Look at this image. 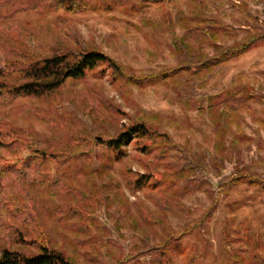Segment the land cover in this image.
<instances>
[{
    "label": "rangeland",
    "instance_id": "374dc122",
    "mask_svg": "<svg viewBox=\"0 0 264 264\" xmlns=\"http://www.w3.org/2000/svg\"><path fill=\"white\" fill-rule=\"evenodd\" d=\"M204 1L208 14L219 18L230 32L223 39L225 45H235L249 32L264 35V0ZM135 3L137 0H128L125 8ZM7 7V4L0 5V15ZM175 16L176 10L171 4H152L146 15L124 7L110 11L15 14L9 18L10 22L3 24L4 29L12 27L24 36L18 38L15 33L11 36L0 30L2 63L12 54L6 50V43L36 59L48 57L56 50L97 49L115 59L124 68L125 76H134L135 81L127 77L114 80L110 70L99 76L102 70L99 68L87 81H68L50 98L18 99L8 106L1 105L0 112L9 113V121L15 128L27 131L26 136L46 146L59 147L58 143L73 146L71 141L79 136L88 135L91 139L113 136L132 119L145 120L168 133L174 145L169 148L168 157L157 162L161 171H175L194 162L202 164L189 179L174 187H161L162 193L179 202L167 213L168 224L178 235L189 225V232L181 237L186 246L185 255L194 254L200 264H232L227 238L231 233L229 220L232 215L228 213L234 209L236 224L247 221L251 231L264 234V191L255 185L242 184L226 193L222 184L237 175L242 167L264 173V128L254 121L264 119V106L254 103L245 111L242 129L250 140L241 146L239 154L229 146L224 168L219 170V159L212 146L213 123L206 113L184 100L195 98L205 102L231 84L233 77L241 72L250 77L255 92L264 96V45L214 72L204 87L199 83L186 87L184 81L177 79L144 83L145 77L166 71L177 63L173 55V37L183 36L184 29L176 24ZM167 17L172 18V25H168ZM208 51L212 53L213 49L208 48ZM97 149L103 150L102 147ZM126 151L127 156L109 167V172L101 167L105 161L102 159L75 161L67 183L71 189L40 186L43 193L35 195L34 215H28L24 223L9 215L20 238L1 234L0 253L5 246L36 252L30 240L35 235L31 229L37 227L39 231L43 229L74 264H149L148 258L142 256L143 250L130 252L133 247L140 246L144 238L148 240L133 225L137 221L138 199L158 215L166 212L147 196L148 189L143 188L135 195L126 184L128 177L144 173L145 163L154 159L140 155L135 142L130 143ZM24 155H29V151ZM79 171L85 173L78 174ZM18 184L12 179L6 189L17 190ZM118 185L120 191L116 188ZM115 192L117 199L113 196ZM97 195L101 197V204L96 200ZM77 197L83 200L84 211L92 217L86 230L80 228L78 215L68 218L58 212H48L53 205H76ZM153 229L156 230L155 227L145 229L150 244L156 239ZM130 254L131 260L128 259ZM181 258L176 257L178 264Z\"/></svg>",
    "mask_w": 264,
    "mask_h": 264
},
{
    "label": "trees",
    "instance_id": "16d2710c",
    "mask_svg": "<svg viewBox=\"0 0 264 264\" xmlns=\"http://www.w3.org/2000/svg\"><path fill=\"white\" fill-rule=\"evenodd\" d=\"M127 1L0 0V5H8L5 12L0 15V30L11 36L15 33L16 37L22 38L23 32H17L12 27L4 29L3 24L10 22L9 18L15 14L25 11L44 15L61 10L64 13H76L110 11L124 7L128 11L146 15L152 4L162 6L171 4L176 10V24L184 29L183 36L173 37V55L177 63L166 71L145 77L144 83L177 79L184 81L186 87H191L195 83L204 87L207 78L214 72L225 69L232 61L264 45V35L252 32L235 45H225L223 39L230 32L219 18L208 14L204 0H137L132 7L125 8ZM167 18L168 25H172V18ZM6 45L8 47L6 50L12 54L8 55L3 63L0 60V106H8L22 98H50L68 81H87L99 68L102 69L99 76H104L106 70H110L114 80L127 77V80L135 81L134 76H125L124 68L115 59L97 49L56 50L48 57L36 59L26 51L7 43ZM208 48L213 49L212 53ZM254 89L250 77L241 72L233 77L231 84L217 94L209 96L205 102L195 98L184 100L201 113H206L213 123L215 137L212 139V146L219 159V170L224 168L229 146L230 150L239 154L241 146L250 140L242 129L246 121L245 111L254 103L264 106V96L258 95ZM8 114L0 112V235L9 233L14 238H20L18 230L9 221V215L17 220H23V223L28 215H34V207L37 205L35 195L43 193L40 186L71 189L67 183L72 177L75 161L102 159L105 161L101 167H106L103 168L104 172H109V167L127 156L126 147L135 142L138 153L142 156H151L154 161L145 163V172L137 174L135 178L128 177L126 184L135 195L143 188L148 189L147 196L166 214L158 215L154 209L138 199L135 211L137 221L132 224L148 240L144 238L140 246L133 247L130 252L143 250L142 256L148 258L149 264H178L177 256L182 257L179 264H200L197 256L184 253L186 246L181 237L189 232V225L182 229V235H178V232L168 224L167 213L171 211L172 205L175 207L179 202L162 193L161 187H174L189 179L202 164L194 162L175 171H161L160 163L168 157L169 148L174 145L168 133L145 120L132 119L128 126L117 129L113 136L106 138L97 136L94 139L88 135L79 136L71 141L73 146H66L65 143H58L59 147L46 146L41 141L26 136L27 131L15 128L9 121ZM43 115L42 113L41 116ZM254 121L264 128V119ZM234 130L237 131L235 134L232 133ZM98 147H102L103 150H98ZM25 151H29V155L25 156ZM81 173L85 172H78ZM12 179L19 183L17 190L6 189V184ZM242 184L255 185L264 191V173L252 171L248 166L242 167L237 175L222 184V188L227 193ZM116 188L120 191V185ZM32 190L36 192H30ZM113 196L117 199V192ZM77 198L76 205L70 206L69 203L67 207L53 205L48 212H58L68 218L78 215L82 224L80 228L86 230L88 228L86 225L92 222V217L84 211L86 206L83 208V200ZM96 200L102 201L99 195L96 196ZM239 205L240 203L237 208ZM233 212L234 209L228 213L232 218L229 220L231 233L227 235L231 245L232 264H264V234L251 231L247 221L236 224ZM152 227L161 232L158 234L153 229L156 239L150 244L145 229ZM31 230L35 235L31 236L30 241L35 244L37 251H21L5 246L0 253V264H74L52 243L43 229L39 231L34 227ZM237 245L241 247H236ZM128 257L131 260V254Z\"/></svg>",
    "mask_w": 264,
    "mask_h": 264
}]
</instances>
